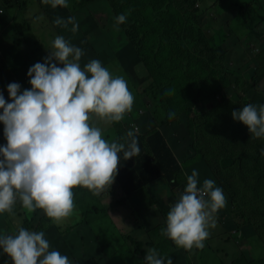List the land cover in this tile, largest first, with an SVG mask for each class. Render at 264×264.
I'll return each instance as SVG.
<instances>
[{
    "label": "rangeland",
    "instance_id": "374dc122",
    "mask_svg": "<svg viewBox=\"0 0 264 264\" xmlns=\"http://www.w3.org/2000/svg\"><path fill=\"white\" fill-rule=\"evenodd\" d=\"M131 1L124 0L123 5L117 3L118 11L114 12H126L127 16L124 22L114 26L116 15L107 6L109 2L89 4L87 0H68L67 6L53 8L44 0H11L9 9L0 6L3 9L2 13L0 11V71L10 73L21 89L29 88L28 67L37 61L43 62L42 58L51 50V41L56 35H63L69 43L82 49L81 67L98 59L113 75L124 77L134 97L131 110L124 113L121 120L109 121L90 114L89 122L99 127L109 142H126L125 139H129L126 133L135 130L142 147L147 146L146 137L160 132L180 163L175 175L177 188H170L162 179L146 184L143 192L129 196L123 195L115 179L96 194L86 187L81 186L84 192L73 188V212L59 220L47 217L39 208L29 213L17 201L11 213H0V231L14 234L24 221H28L30 230H42L50 249L67 255L72 264L122 261L144 264V255H134V246L138 244V249L145 253L153 249L148 245L149 233L164 221L161 211H168L183 190L185 175L196 169L201 183L209 178L222 189L225 206L215 212V224L208 228L209 235L203 241V248L185 249L173 242L172 247L161 255L170 257L172 264H264V213L260 215L257 227L250 225L243 215V200H229L224 183L222 185L210 172L205 162L199 158L191 161L197 144L186 123L199 124L195 117L207 114L221 98L237 107L264 103V0H195L194 18L200 31L223 30L221 46L225 58L222 67L226 69L217 75L202 77L200 87L203 92H208L199 104H195L198 95L179 93L178 99L167 86L163 85L164 92L156 87L152 72L146 71L135 47L127 39L131 12L144 13L151 9L156 15L158 11L166 10L168 16L170 12L181 16L186 3L183 0H133L135 3L129 8ZM230 3L247 10L245 28L232 23L238 12L227 10ZM166 13L158 21L144 15V22L151 27L163 28L168 20ZM57 17H74L77 30L71 31V23L66 26L55 24ZM161 37L162 33H159L158 38ZM162 56L159 53V62L165 64ZM7 81L5 79L0 85H5L1 87L5 93ZM252 82H257L255 88ZM4 96L8 102L7 94ZM172 108L179 110L180 117L177 118ZM169 112L173 113L171 118ZM2 129L0 123V142H6ZM255 180L244 184L246 191L257 194ZM0 264H10L2 250Z\"/></svg>",
    "mask_w": 264,
    "mask_h": 264
},
{
    "label": "clouds",
    "instance_id": "9594fccd",
    "mask_svg": "<svg viewBox=\"0 0 264 264\" xmlns=\"http://www.w3.org/2000/svg\"><path fill=\"white\" fill-rule=\"evenodd\" d=\"M44 2L53 8L68 4V0ZM126 16V12L117 14L114 26ZM54 23H71L72 32L78 26L74 17H57ZM81 56L80 47L56 35L43 62L28 67L30 87L8 83V102L0 92V123L6 141L0 144V213H11L19 201L29 213L39 208L54 220L67 217L74 209L75 186L94 194L102 191L113 182L118 154L127 159L140 152L135 130L126 133V142H109L89 122L90 114L121 120L131 110L134 97L123 76L113 75L98 59L81 67ZM172 115L169 112V118ZM231 117L255 137H264V103L233 109ZM185 179L161 231L179 247L203 248L208 228L215 224V212L225 206V195L214 180L205 178L201 183L196 169ZM0 250L12 264H72L67 255L50 249L42 230L22 226L14 234L0 231ZM143 260L144 264H172L170 257L156 249H148Z\"/></svg>",
    "mask_w": 264,
    "mask_h": 264
},
{
    "label": "trees",
    "instance_id": "16d2710c",
    "mask_svg": "<svg viewBox=\"0 0 264 264\" xmlns=\"http://www.w3.org/2000/svg\"><path fill=\"white\" fill-rule=\"evenodd\" d=\"M10 1L0 0L1 8L9 9ZM87 1L89 4L96 1L109 2L107 6L112 9V13L115 15L117 14L114 10L118 11L117 3L124 4V0ZM183 1L186 5L181 16L171 12L168 16L166 10L158 11L156 15L151 9L144 13L131 12V17L128 20L130 26H127L126 29L129 34L127 39L135 47L136 54L146 71L152 72L156 87L164 92L165 87L163 85L167 86L174 93V97L177 96L178 99L179 93H183L185 96L189 93L198 95L195 104H199L202 99L206 98L208 92V90L203 92L200 87L203 81L201 80L202 77L207 78L210 74L217 75L220 71H226L222 67L225 58L221 46L224 35L221 29L212 33L200 31L194 18V12L197 9L193 5L196 1ZM134 3L132 0L129 8ZM228 7L227 10L235 9L238 12L236 18H233L234 26L242 25L245 28L248 19L247 10L239 7L236 3L229 4ZM1 8L2 13L3 9ZM164 13L167 14L168 20L163 28L151 27L144 22V15L150 20L158 21ZM49 18L53 20V18ZM159 33H162L161 38H158ZM159 53H162L165 64L159 62ZM5 79L8 80L7 83L15 82L10 73L0 71V85ZM256 83L252 82L253 88L257 86ZM4 86H0V92L6 95L7 93L1 90V87ZM235 106L221 98V102L216 103V106L207 114L202 117H195L199 124H189L186 121L188 131H191L194 136V143L197 144L194 147V159L191 161L197 158L202 159L210 172L222 182L220 183L222 185L224 183L229 200H243V215H246V221L257 227L259 217L264 213L262 210L264 208V137H255L248 132L246 125L232 119L231 112ZM238 108L236 106V109ZM173 111L177 118L180 117L178 109H173ZM136 138L140 147V152L137 155L125 159L122 153L118 154L120 159L114 179L123 195L141 193L146 184L161 181V179L170 188H177L175 175L179 171L180 163L176 160L173 151L163 141L161 134L153 132L146 138L147 146L143 147L139 138ZM125 140L127 141V139ZM4 143L0 142V144ZM252 180H255L258 185L257 194L248 192L244 188V184ZM74 188L84 192L81 186ZM166 212L167 210L162 209L164 221L149 233L148 245L160 254L171 248L173 243L161 231L165 227ZM22 227L31 228L28 221H24ZM137 246L138 244L134 246V255H145V250H139ZM10 264H12L11 260ZM116 264H125V262H116Z\"/></svg>",
    "mask_w": 264,
    "mask_h": 264
},
{
    "label": "crops",
    "instance_id": "0c3cea01",
    "mask_svg": "<svg viewBox=\"0 0 264 264\" xmlns=\"http://www.w3.org/2000/svg\"><path fill=\"white\" fill-rule=\"evenodd\" d=\"M230 5H233V3H230Z\"/></svg>",
    "mask_w": 264,
    "mask_h": 264
}]
</instances>
